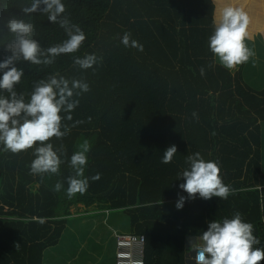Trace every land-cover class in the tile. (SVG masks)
I'll return each instance as SVG.
<instances>
[{
    "label": "trees",
    "instance_id": "1",
    "mask_svg": "<svg viewBox=\"0 0 264 264\" xmlns=\"http://www.w3.org/2000/svg\"><path fill=\"white\" fill-rule=\"evenodd\" d=\"M30 3L0 0V62L11 55L4 44L13 39L6 27L12 17L33 23L34 38L44 48L68 38L46 15H26L22 8ZM63 3L86 40L77 53L57 57L53 65L19 63L25 76L16 90L27 100L35 82L59 73L87 82L90 91L74 97L79 106L71 112L72 120L63 121L68 135L49 141L64 153L58 175L31 174L38 144L15 154L0 144V264H42L45 250L57 245L68 222L104 211L130 217L131 231L146 238V263L177 264L186 236L224 219L214 218L219 216L213 205L217 201L221 214H231L226 218L239 212L254 225L260 240L254 247L264 249V88L252 89L243 79V64L235 72L228 70L209 48L214 21L227 6L249 15V39L256 33L264 44V0ZM125 33L143 45L142 52L122 44ZM85 54L99 58L92 69L74 65L73 58ZM84 140L91 145L85 169L89 187L69 199L67 178L74 174L70 159ZM172 145L178 152L170 164H163V153ZM196 152L219 162L223 182L234 192L227 200H188L177 210V194L188 195L179 188L184 181L178 174L188 167L186 157ZM97 173L101 178L91 180ZM57 182L64 185L60 192L54 191ZM207 201L210 205L196 215V208ZM76 205L94 206L97 212L75 217L71 209Z\"/></svg>",
    "mask_w": 264,
    "mask_h": 264
},
{
    "label": "clouds",
    "instance_id": "2",
    "mask_svg": "<svg viewBox=\"0 0 264 264\" xmlns=\"http://www.w3.org/2000/svg\"><path fill=\"white\" fill-rule=\"evenodd\" d=\"M22 11L26 15H46L48 21L58 24L68 37L62 43L44 48L34 38L36 26L33 23L12 17L6 25L13 39L4 44L11 55L0 62V90L6 92V95L0 94V144L5 151L14 154L25 152L38 144L34 149L35 158L30 169L31 174L43 178L45 174H59L64 163L61 159L64 154L62 146L54 149L49 141L68 135L70 129L63 121L72 120L71 112L80 103L79 99L74 97L89 92L90 86L83 80H69L56 73L35 82L30 98L26 100L25 95L16 90V86L25 76L23 68L17 65L21 62L53 65L57 57L77 53L86 40V35L78 25L72 24L65 14L66 6L63 0H31L30 5L24 6ZM249 24V15L242 8L232 6L225 7L218 21H214V33L209 38V48L220 64L228 70L247 63L254 55L246 43L250 38ZM121 42L125 47L143 51V45L131 39L130 33H125ZM73 61L74 65L88 70L97 65L99 58L95 54H85L83 57L75 56ZM200 74L205 75L204 68L200 69ZM62 112L65 115L62 116ZM193 116L195 117L196 113H193ZM90 150V143L84 140L79 150L71 156L70 167L74 174L67 178L66 195L69 199L78 193L84 194L89 187L85 169L88 164L87 153ZM177 152L176 145L170 146L163 153L161 162L170 164ZM186 163L188 167L178 174V179L184 181L179 188L188 195L177 194V210H182L185 203L195 200L197 195L203 200H211L213 197L227 200L234 192L230 185L223 182L218 161H206L196 152L186 157ZM100 178L97 173L91 180ZM63 188V182H57L54 191L60 192ZM253 233L254 225L245 222L239 212L232 218L209 222L206 231L189 241L191 247L196 249L195 264H259L264 260V249L254 247L260 244V240Z\"/></svg>",
    "mask_w": 264,
    "mask_h": 264
},
{
    "label": "crops",
    "instance_id": "3",
    "mask_svg": "<svg viewBox=\"0 0 264 264\" xmlns=\"http://www.w3.org/2000/svg\"><path fill=\"white\" fill-rule=\"evenodd\" d=\"M256 17H258V15ZM259 37L260 36L258 34L253 33L251 39H247L246 41H254L255 38L259 39ZM254 42H253V45H256V43H254ZM263 48H264V46H263ZM251 58H254L253 60H255V58H256L257 61L258 60L261 61V59H262V58H258L256 55L255 56L253 55ZM216 59L218 60L217 57H216ZM257 65H258L257 67H254L255 66V64H254L252 66V68L249 69L246 66V64L244 63L243 69H242V75H243V79H244L245 83L248 84L255 91H259V90L264 88V87L261 88V86L264 83V78L263 79L261 78V81H255L253 76L248 77V78L247 77L245 78V76L247 75V73H250L252 70L258 69L257 71L259 72V71H261L260 69H264L262 67L263 65H260V63H258ZM238 68H239V65L237 66L236 70H238ZM253 81H255V82L252 85ZM263 135H264V131H263ZM262 147H264V139H263ZM261 151H262V148H261ZM262 170L264 171V168H262ZM200 199L201 198H199V196L197 195L196 200H200ZM208 205H210V203L208 201L205 203H201V208L200 209L196 208L195 214L199 215L202 212L203 208L205 206H208ZM213 205H217V210H218V214H219L218 217H214V218L222 219V218H226V217L231 215L230 213L229 214H226V213L221 214L222 207H221V204L218 203V201L216 203H213ZM79 210H81V212H78L80 215L85 214V213L91 214V213L97 212L95 210L94 206H90L88 208L80 207ZM109 218H110V220H107ZM82 219L83 220L79 221V220L73 218L70 222L67 223L65 230L63 231L57 245L50 247V248H47L45 250V252H44L45 258L43 257L42 264H51L52 260H53V263L56 262V260H54V258H53L56 255V251H57L55 249L57 247L61 248L63 246V244L69 240V238L71 239L72 237H74L75 228H77V230H78V235H80V236L84 235L85 237L89 238L90 241H92L91 245H93L95 247V250L92 253V256H90L89 258H87L85 260L82 258V254L84 251L75 249V251L78 252V254H79V255L77 254L78 257H76V256L73 257L72 255L70 256L69 253L62 254V256H61L62 259H61V261H59L58 264H111V263L115 264V262H116V256H115L116 255V250H115L116 234H118V233H133L131 231V219H130V217L122 211H104V212L98 213L97 216L85 217ZM206 227H201L202 228L201 231H198L194 235L185 237L184 249L181 253H178V255L176 256V259L178 260L177 264H195V259H194L195 248L191 247L189 241L194 240L203 231H206L208 228V227L207 228ZM103 234L106 235L107 239H106V237L101 238ZM134 234H136V233H134ZM90 237H93V239ZM72 241L67 245V248H69V249L72 247L75 248V247H77V245H81L75 241L72 244ZM146 253H147V249H146V245H145L144 264H148V263H146L147 262L146 261ZM155 257H156V260L166 258V256H162V257L155 256ZM77 259H79V260H77ZM160 264H168V263L163 261Z\"/></svg>",
    "mask_w": 264,
    "mask_h": 264
},
{
    "label": "rangeland",
    "instance_id": "4",
    "mask_svg": "<svg viewBox=\"0 0 264 264\" xmlns=\"http://www.w3.org/2000/svg\"><path fill=\"white\" fill-rule=\"evenodd\" d=\"M260 38L261 37H259V39L258 38H255L254 39L255 42L254 41H246L248 47L253 50L254 56L256 55L258 58H262L261 61L258 60L259 62L256 60V58H255V60H253L254 58L249 59V61L247 63H245L246 66L249 69H251L254 64H255L254 67H257L258 66L257 65L258 63H260V65H263L262 67L264 68V48H263L264 45H263V42L261 41ZM253 42L256 43V45H253ZM236 69H237V67L234 68V69H232L231 71L235 72V71H237ZM257 70H252L250 73H247V75L245 76V78L246 77L248 78V77H252L253 76L254 79H255V81H261V78L262 79L264 78V69H260L261 71H259V72ZM255 81H253L252 85L254 84ZM263 87H264V83L261 86V88H263ZM261 166H262V168H264V147H262ZM80 207H83L84 208L83 205H76V206H73L72 207L71 211H72V213L74 214L75 217L76 216H80V214L78 213V212H81V210H79ZM74 219H77L79 221L80 220H83L82 217H77V218H74ZM107 220H110V218L107 219ZM104 237H106L105 234H103L101 238H104ZM90 238L93 239V237H90ZM106 239H107V237H106ZM71 241H72V244L75 241V242H77L78 244H81V245H77V247H75V248L72 247V248L69 249V248H67V245ZM91 244H92V241H90L89 238L85 237L84 235H81V236L78 235V230H77V228H75L74 237H72L71 239L69 238V240L67 242H65L61 248H58L57 247L55 249L57 251H56V255L53 258H54V260H56V262L54 261L55 263H53V260H52L51 261V264H58L59 261H61V259H62L61 258L62 254L69 253L70 256L72 255L73 257H75V256L78 257L79 254H78V252L75 251V249L76 250H83L84 252L82 254V258L86 260L87 258H89L90 256H92V253L95 250V247L93 245H91ZM115 247H116V245H115ZM44 258H45V256H44ZM77 260H79V259H77Z\"/></svg>",
    "mask_w": 264,
    "mask_h": 264
},
{
    "label": "built area",
    "instance_id": "5",
    "mask_svg": "<svg viewBox=\"0 0 264 264\" xmlns=\"http://www.w3.org/2000/svg\"><path fill=\"white\" fill-rule=\"evenodd\" d=\"M145 242L146 238L144 235L118 233L115 240V264H144Z\"/></svg>",
    "mask_w": 264,
    "mask_h": 264
},
{
    "label": "bare ground",
    "instance_id": "6",
    "mask_svg": "<svg viewBox=\"0 0 264 264\" xmlns=\"http://www.w3.org/2000/svg\"><path fill=\"white\" fill-rule=\"evenodd\" d=\"M108 247V246H107ZM108 251V250H107Z\"/></svg>",
    "mask_w": 264,
    "mask_h": 264
}]
</instances>
